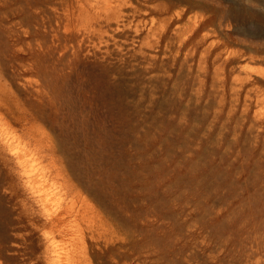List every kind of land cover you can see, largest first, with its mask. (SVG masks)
<instances>
[{
	"label": "rangeland",
	"instance_id": "rangeland-1",
	"mask_svg": "<svg viewBox=\"0 0 264 264\" xmlns=\"http://www.w3.org/2000/svg\"><path fill=\"white\" fill-rule=\"evenodd\" d=\"M252 14L264 0H0V264H264ZM244 68L259 79L231 90Z\"/></svg>",
	"mask_w": 264,
	"mask_h": 264
},
{
	"label": "bare ground",
	"instance_id": "bare-ground-1",
	"mask_svg": "<svg viewBox=\"0 0 264 264\" xmlns=\"http://www.w3.org/2000/svg\"><path fill=\"white\" fill-rule=\"evenodd\" d=\"M115 2V1H114ZM233 14H234V16L235 17H237V20L239 21L240 19L238 18V16L239 17H243L242 15L244 14L240 9H237V10H235L234 12H233ZM246 14V13H245ZM182 15V14H181ZM172 16L173 17H170V18H175V15H173L172 14ZM234 16L232 15V18H234ZM246 16H247V14H246ZM249 16V15H248ZM250 16H252L254 19H256V22H258L259 23V25L261 26V27H263L264 28V14H261V15H250ZM249 16V17H250ZM178 17V16H177ZM182 17V16H181ZM180 17V18H181ZM194 17V16H193ZM192 17V18H193ZM251 18V17H250ZM169 19V18H168ZM177 18H175V20H176ZM245 20H246V18H244ZM170 20H172V19H170ZM169 20V21H170ZM174 20V19H173ZM178 20V19H177ZM177 20H176V22H177ZM188 20V19H187ZM234 20H235V18H234ZM237 20H236V22H237ZM164 21V20H163ZM167 21V20H166ZM165 22V21H164ZM171 22V21H170ZM174 22V21H173ZM209 22V21H208ZM208 22H206V21H204V20H202V21H195V23H194V25H193V27L190 29V32L192 31L193 33H192V35H193V38H196L197 36H200L201 38H202V41H205L209 36H211V31H212V28L210 27V25L208 24ZM167 23H169L168 21H167ZM184 23V22H183ZM165 24V23H164ZM171 24V23H170ZM169 24V25H170ZM174 24V23H173ZM179 24V23H178ZM185 24V23H184ZM163 25V24H162ZM169 25H168V27H169ZM177 25V24H176ZM179 25H181V24H179ZM212 25V24H211ZM165 27H167V24H166V26ZM164 27V28H165ZM173 27H175V24H174V26ZM172 27V28H173ZM181 27V26H180ZM240 27V26H239ZM163 28V29H164ZM176 28V27H175ZM181 28H184V26L182 25V27ZM181 28H180V30L178 29H176V34H175V36L178 34H182V30H181ZM263 28H262V30H261V32L263 31ZM159 29H161V28H159ZM167 29V28H166ZM241 29V28H240ZM239 29V30H240ZM173 30L175 31V29L173 28ZM172 30V31H173ZM162 31V30H161ZM163 31H165V29L163 30ZM163 31H162V34L164 35V37H165V34L163 33ZM169 31V30H168ZM173 31V32H174ZM241 31V30H240ZM166 32V31H165ZM172 32V33H173ZM186 32V31H185ZM251 32H252V30H251ZM251 32L249 33L250 35H248V32H241V33H243V34H245L246 36H258L259 34L261 35V36H264V31L262 32V33H259L258 35H252L251 34ZM161 33V32H160ZM239 33V32H238ZM174 34V33H173ZM172 34V35H173ZM163 35L162 36H160V37H163ZM186 35H188V34H186ZM191 36V35H190ZM261 36H259V37H261ZM159 37V38H160ZM168 37H169V39H170V37H171V39L173 40V36H167L166 37V39H168ZM186 37V36H185ZM188 37H189V35H188ZM180 38H182V37H180ZM190 39H191V37H189ZM175 39H179L177 36H176V38H174V40ZM187 39V38H186ZM161 40V39H160ZM164 40V39H163ZM172 40H170V41H172ZM168 41V40H167ZM166 40H165V42H167ZM192 41V40H191ZM169 42V41H168ZM183 42V41H182ZM258 42V41H257ZM173 46H174V42H173ZM184 46V45H183ZM214 46V45H213ZM179 47V46H178ZM175 48V47H174ZM187 50V49H186ZM167 51V50H166ZM180 55V54H179ZM240 56H242V54H241V52H238V51H233V52H231L229 55H228V57L225 59V66L226 67H228V69H229V67H231L232 68V66H233V63L235 62V61H237V59H238V57H240ZM203 63V62H202ZM205 63V62H204ZM235 64H237V63H235ZM234 64V66H236ZM233 66V67H234ZM238 66V65H237ZM240 67H238V68H236L235 67V69H239ZM243 68V67H242ZM226 69V68H225ZM227 69V70H228ZM240 70H241V68H240ZM243 70V69H242ZM220 71H221V69H220ZM233 71H235L234 69H233ZM238 71V70H237ZM221 72H223V71H221ZM220 72V73H221ZM227 72H229V71H227ZM226 72V73H227ZM232 71L230 70V72H229V74L231 73ZM204 73V72H203ZM218 74L219 76L220 75H222V77H223V75H224V73L223 74ZM239 73V72H238ZM243 73H245L246 75H245V77L246 78H235V80H232V83H230L229 81V83L231 84V85H233V86H230V84H229V86L230 87H232L231 88V90L233 89V90H238V92H240L241 90H247L248 91V89H247V84H248V81H250V80H252L251 79V77H253V76H255V80L256 79H259V76H257V75H259V74H257L256 75V73H254V71H250V70H248V69H245L244 68V70H243ZM208 74V73H207ZM226 75V74H225ZM224 75V76H225ZM234 75V74H233ZM232 74H231V77L233 76ZM214 76H216V74L214 75ZM237 76H239V75H237ZM226 77V76H225ZM227 77H229V76H227ZM230 77V78H231ZM221 80L222 79H225V78H221V77H219ZM217 79H218V77H217ZM232 79V78H231ZM219 80V79H218ZM233 81H234V83H233ZM254 81V80H253ZM198 82V81H197ZM226 82V81H225ZM224 82V83H225ZM251 82V81H250ZM219 83V82H218ZM180 84V83H179ZM178 85V84H177ZM176 85V86H177ZM220 85H222V84H220ZM226 85V84H225ZM222 87V86H221ZM225 87V86H224ZM230 89V88H229ZM240 90V91H239ZM250 90V89H249ZM235 93H237V92H235ZM241 93V92H240ZM253 93V92H252ZM252 96H253V94H252ZM238 99V98H237ZM233 102H235V101H233ZM259 103V102H258ZM249 105V104H248ZM257 105V104H256ZM237 109V108H236ZM244 117V116H243ZM246 117V116H245ZM258 125H259V123H258ZM119 192V191H118ZM101 196V195H100Z\"/></svg>",
	"mask_w": 264,
	"mask_h": 264
}]
</instances>
